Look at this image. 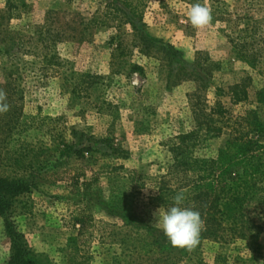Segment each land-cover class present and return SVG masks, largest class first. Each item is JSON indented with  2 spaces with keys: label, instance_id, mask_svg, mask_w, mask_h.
<instances>
[{
  "label": "rangeland",
  "instance_id": "1",
  "mask_svg": "<svg viewBox=\"0 0 264 264\" xmlns=\"http://www.w3.org/2000/svg\"><path fill=\"white\" fill-rule=\"evenodd\" d=\"M197 2L212 11L203 29L187 19ZM133 3L141 22L121 0H0V90L11 83L0 114L9 182L0 184V264L11 231L36 264H264V204L245 207L254 237H200L191 250L171 246L154 215L168 201L162 181L217 184L241 119L264 127V0ZM45 55L55 56L46 72ZM248 77V99L232 103L227 87ZM216 104L223 117L211 115ZM190 131L175 156L173 137ZM253 137L264 143V130ZM136 232L151 255L135 252Z\"/></svg>",
  "mask_w": 264,
  "mask_h": 264
},
{
  "label": "trees",
  "instance_id": "2",
  "mask_svg": "<svg viewBox=\"0 0 264 264\" xmlns=\"http://www.w3.org/2000/svg\"><path fill=\"white\" fill-rule=\"evenodd\" d=\"M121 3L124 9L128 10L133 17H136L138 22H141L142 15L137 3H133V0H121ZM21 6L25 7V4L22 3ZM141 38L146 43L152 42L147 35H141ZM2 53L9 57L10 49H3ZM54 59V55H45L44 61L46 63L42 71L46 72L47 67L53 64ZM11 67V65L8 66L6 75L11 74ZM5 69L7 67H4ZM249 83L250 78L248 77L227 87V94L232 103L245 102L248 99ZM10 84L8 80L4 87L5 93H11V90H9ZM225 112L224 107L216 104L214 109L211 110V115L223 117ZM206 130L215 132L217 135L221 133V128L217 126L207 125ZM263 130L262 123L255 116L252 120L242 118L241 122L238 123V127L234 129L236 134L220 151L222 178L216 180L218 183L200 185L193 182L187 189L185 187L188 185L170 189L165 187V181H162L160 186L162 195H160V198L166 197L168 199L164 203V207L167 208L172 205L173 197L177 193H183L185 195L184 206L199 211L204 220V229L200 237L222 240L223 243L247 239L249 236L254 237L252 231L257 226L254 219L245 213V207L251 203L264 204V143H259L253 137V134L258 135ZM192 135L193 132L190 131L173 137L178 141L177 143H170V150L175 156L187 147V141ZM196 162L195 166L197 165ZM213 164L214 161H210L209 167L213 168ZM191 167H194V165L192 164ZM130 179L133 181L131 177ZM3 183L7 184L9 182L0 179V184ZM12 184H14L13 187L16 186V190L19 192L22 189L23 181L17 179L12 181ZM0 204H4L2 197H0ZM75 220L82 225L83 221L81 219L76 217ZM135 235V252L151 255L155 250L152 243L146 239L143 233L136 232ZM10 238L13 245L8 264H36L35 259L28 256L29 251L21 241L20 234L11 231ZM223 260H225V257H222Z\"/></svg>",
  "mask_w": 264,
  "mask_h": 264
},
{
  "label": "clouds",
  "instance_id": "3",
  "mask_svg": "<svg viewBox=\"0 0 264 264\" xmlns=\"http://www.w3.org/2000/svg\"><path fill=\"white\" fill-rule=\"evenodd\" d=\"M187 19L195 29L206 28L212 21L211 8L202 3H194L187 11ZM7 95L0 90V114L9 110ZM185 195L177 193L173 203L156 216V227L163 233L169 244L174 247L193 249L200 240L204 229V220L199 211L184 206Z\"/></svg>",
  "mask_w": 264,
  "mask_h": 264
}]
</instances>
